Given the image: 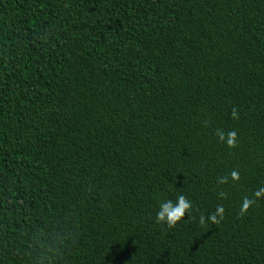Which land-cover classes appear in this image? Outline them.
Wrapping results in <instances>:
<instances>
[{
    "label": "trees",
    "instance_id": "16d2710c",
    "mask_svg": "<svg viewBox=\"0 0 264 264\" xmlns=\"http://www.w3.org/2000/svg\"><path fill=\"white\" fill-rule=\"evenodd\" d=\"M261 189L264 0H0V264H264Z\"/></svg>",
    "mask_w": 264,
    "mask_h": 264
},
{
    "label": "clouds",
    "instance_id": "9594fccd",
    "mask_svg": "<svg viewBox=\"0 0 264 264\" xmlns=\"http://www.w3.org/2000/svg\"><path fill=\"white\" fill-rule=\"evenodd\" d=\"M233 115L235 116L234 112ZM217 135L218 138L221 141H224L227 145H233L235 139V132H228L226 137L225 134L221 132H218ZM230 177L233 180L238 179V173L236 171H232L230 173ZM262 192H264V189H261L260 191L254 193V195L259 196ZM220 195L223 196V193H220ZM251 203L252 201L247 197L243 198L241 204V211L243 212L244 210H246ZM191 207V201L188 200L183 194L178 195L175 199V202L171 200H164L162 203L159 204L158 210L155 213L156 222L164 223L168 227H172L174 224H176L182 219L185 213H188ZM222 215L223 208L222 206L217 205L215 211L208 214L207 221L205 220L204 215H200L199 223L201 225H204L206 222L215 224L218 222V218H222Z\"/></svg>",
    "mask_w": 264,
    "mask_h": 264
}]
</instances>
